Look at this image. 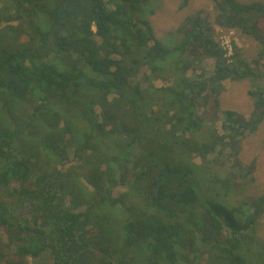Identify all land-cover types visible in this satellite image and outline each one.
<instances>
[{
  "label": "trees",
  "instance_id": "1",
  "mask_svg": "<svg viewBox=\"0 0 264 264\" xmlns=\"http://www.w3.org/2000/svg\"><path fill=\"white\" fill-rule=\"evenodd\" d=\"M148 3L0 0V264H211L216 249L264 264V237L254 230L264 194L221 200L246 189L252 169L239 164V139L264 118V88L250 90L248 120L218 111L206 91L209 68L215 78L264 79L234 43L230 57L219 43L221 27L240 29L261 43L264 61V36L243 17L262 4L214 0L213 20L186 16L176 28L184 40L167 47L140 16ZM195 45L202 56L193 51L176 72L160 70L170 53ZM166 79L169 86L154 83ZM20 103L27 124L38 114L49 128L40 140L49 169L16 142L10 107ZM73 164L89 192L79 202L62 177Z\"/></svg>",
  "mask_w": 264,
  "mask_h": 264
},
{
  "label": "rangeland",
  "instance_id": "2",
  "mask_svg": "<svg viewBox=\"0 0 264 264\" xmlns=\"http://www.w3.org/2000/svg\"><path fill=\"white\" fill-rule=\"evenodd\" d=\"M236 1L240 3L257 2L262 4L258 9L244 14L243 17L248 25L254 24V28H252L254 32L258 34L261 33V35L264 36V0ZM181 2L182 0H149L147 9L153 10V14L150 16L147 9L144 14H140L141 17L144 15L150 20L157 37L160 39L162 44L167 47H174L184 40V34L177 32L176 28L186 16L201 12L202 14H207L208 18L213 20L215 14L216 9L214 7V0H189L186 6L179 8L178 5ZM219 31V36L220 34L225 33L231 37V43L233 42L237 46L238 52L241 56H243V59L247 58L255 62L251 63V65L255 67L254 69H256V71L258 70L264 72V61L259 60L256 57L257 51L261 48V43L258 40L240 29H226L221 27ZM260 40L263 39L260 38ZM200 49L201 47L199 45H195L191 48L186 47L184 52L180 51L170 53L165 60L158 63L160 70L164 69L167 74H169L171 71L176 72L173 67L177 61H183L186 57H189L193 51L201 55ZM205 64L207 65L206 67H211L210 64L212 63L209 62L208 64V62H205ZM201 66H205L203 60L201 62ZM196 70L197 72H200L202 69L200 70L197 68ZM209 71H211V73L209 75L208 73L206 74L208 75L206 77V91L211 88L210 100L216 99L218 101V111L232 110L237 115L242 116L244 120H248L253 113L255 106V95L250 92V90L253 91L260 85L264 88V79L261 76H255L254 74L244 78L220 74L215 78L213 75H211V68H209L206 72ZM143 72L145 71L141 69L138 74L130 78V81L135 82L137 80H141L144 76ZM202 74H204V72ZM169 77L170 75H168V78ZM145 82L143 83L145 84ZM154 83L156 85H170L167 82V79L163 82L154 81ZM159 92L160 91L158 90V93ZM10 108L13 110V115L16 117V125L20 126V131L17 135L16 142L23 146L24 149L22 151H24L30 163H33L42 169L50 167L46 157L44 156V153L41 152L42 143L40 142L42 134L49 128H47L46 125L44 126L43 123L39 122L38 114L32 117L33 120L30 122V124H27L24 121L23 116L28 113V106L22 105L20 103L15 104V106H11ZM2 119L3 116L0 117V120ZM5 122H10V117H6L5 121L2 123L6 124ZM14 127L15 125H13V128ZM57 129L61 131L60 124L57 126ZM209 129H211V126L205 125L206 133ZM239 143V164L242 166L241 168H251L252 173L248 177L249 181L247 179L241 180L242 186L246 188L244 192L235 190V192H230L226 197L221 198V200L227 204H236L245 195L259 196L260 194H264V118L260 121L256 128L242 136L239 139ZM70 150H72V148H70ZM90 163L93 164V160ZM72 166L73 167L71 170L73 171L71 173L62 174V177L63 180L66 181L67 185L70 186V191L68 194L69 197L74 199L77 198V201L79 202L80 200L85 199L89 195V192L85 186L79 182V180H77V176L79 174H82L84 177V173H82L80 164H73ZM245 181L247 185L244 184ZM113 194L116 195V190L113 192ZM84 207L85 206H81L76 210L83 209ZM104 210L111 211L109 206L104 208ZM113 216L117 217L116 214ZM112 224L113 228L117 225L115 218L113 219ZM254 230H257V235L264 237V211L259 219V224ZM214 251L213 257L215 260L211 264H240L227 255L226 258L225 256L222 258L220 255H218L219 251L221 252V250L216 249ZM221 253L223 254V252ZM46 258L47 256L44 258L42 255V257L40 259L38 258L37 260L42 262Z\"/></svg>",
  "mask_w": 264,
  "mask_h": 264
},
{
  "label": "built area",
  "instance_id": "3",
  "mask_svg": "<svg viewBox=\"0 0 264 264\" xmlns=\"http://www.w3.org/2000/svg\"><path fill=\"white\" fill-rule=\"evenodd\" d=\"M219 43L225 50V55L230 57L233 54V42L231 43V37L225 33L220 34Z\"/></svg>",
  "mask_w": 264,
  "mask_h": 264
}]
</instances>
